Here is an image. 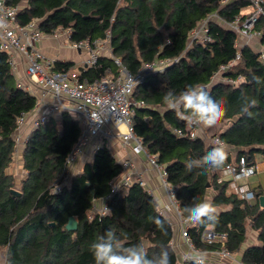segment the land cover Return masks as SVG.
Instances as JSON below:
<instances>
[{"label": "trees", "instance_id": "obj_1", "mask_svg": "<svg viewBox=\"0 0 264 264\" xmlns=\"http://www.w3.org/2000/svg\"><path fill=\"white\" fill-rule=\"evenodd\" d=\"M2 1L18 6L19 25L35 21L44 34L60 28L69 30L73 41H94L104 39L109 32L111 54L131 72H137L146 62L173 60L162 71L147 75L133 91L134 132L148 153L165 166L182 216L186 218V206L207 198L211 190L210 200L219 210V224L212 228L226 234L227 250L236 253L241 249L249 227L256 232L259 244L243 249L240 260L264 264V207L259 204L264 190L254 189V198L247 201L229 189V179L220 180L222 169L206 174H201L200 169L188 172L186 161L202 157L214 144L202 134L194 138L177 134L176 130L185 132V121L162 100L170 89L179 92L189 84L205 87L214 97L226 101L228 110L219 122L223 128L214 137L237 149L234 157L229 153L227 163L237 162L240 156L251 163L256 153L264 154V86L251 82L253 74L264 78V63L258 60V53L248 44L242 45L239 58L220 72L221 77L239 81L213 82L220 66L234 60L238 34L209 18L210 39L188 44L189 31L200 20L215 12L231 21L241 7L253 0H227L224 4L221 0ZM261 6L262 13L253 30L264 37V2ZM71 65L72 61L57 59L54 69H69ZM107 67L116 72L112 58L102 55L96 67L81 68L78 77L93 80L102 76ZM242 93L258 100V106L252 109L253 118L240 111ZM35 105L36 97L17 84L8 54L0 50V248H5V264H95L89 246L98 234L109 229L115 231L124 246L143 242L149 257L162 248L170 249L173 264H178L176 249L170 243L174 228L167 216L153 207V195L137 183L111 192L110 182L122 166L105 145L96 149L66 184L57 187L66 156L80 132L66 111L49 116L28 133L20 154L21 167L26 172L19 183L7 172L15 152L17 118ZM11 188L19 194L13 195ZM105 197L107 212H95L89 217L95 200ZM70 215L77 220V228L72 231L64 228ZM158 215L166 217V235L148 220ZM204 228L189 225L191 241L197 249L216 248L200 240ZM181 264L190 262L183 260ZM206 264H220V260L208 256Z\"/></svg>", "mask_w": 264, "mask_h": 264}, {"label": "built area", "instance_id": "obj_2", "mask_svg": "<svg viewBox=\"0 0 264 264\" xmlns=\"http://www.w3.org/2000/svg\"><path fill=\"white\" fill-rule=\"evenodd\" d=\"M225 2L227 0L220 1L221 4ZM262 2L264 0H253L250 4V11L239 12L233 20L227 21L225 24L246 41L251 38H258L260 41V48L257 52L258 60L264 63V37H261L260 32L253 30L258 15L262 13ZM17 11L18 6L7 5L0 0V20H3L7 25L5 29H0V50L7 52L8 61L13 70L16 68L15 55L22 56L25 61V76L40 90V98L49 94L52 101H46L42 108H40L41 104L36 101V105L32 110L20 113L13 135L15 140L14 154L19 152V148L21 150L27 139V135L22 137L18 133L26 123L27 118H29L32 129L39 122L47 120L49 116L66 111L77 122L80 132L78 139L66 156L61 182L57 185L59 188L69 180L68 173L71 166L85 154L87 147H90L92 155L100 146L105 145L108 147V140L118 139L124 146L129 147L131 154H142L155 170L160 186L165 192V202L162 206H158V211L163 215L172 214L174 221L171 224L179 232L182 244L187 249V252L182 254V261L185 260L188 252H191L195 247L188 234L190 224L181 214L175 188L167 181L165 166L159 163L154 155L148 153L142 144L141 138L135 134L133 129V105L136 104L132 99L133 91L147 75L162 71L173 60L157 59L146 62L137 72H131L122 64L119 57L111 54L109 32L106 33L104 39L73 41L69 38V30L60 29L59 32L64 37V46L86 52V57L81 62L84 69L96 67L99 57L102 55L112 58L116 66V72L107 67L104 74L98 78L93 80L80 79L78 75L71 73L68 69H54V63L58 58L45 55L36 46L45 34L38 29L35 21L24 26L19 25L16 20ZM209 18H218L217 13L213 12L208 17L200 20L189 31L188 44L195 40L206 41L210 39L207 24ZM104 44H107L106 47H103ZM235 46L237 52L234 60L226 65H221L220 71L214 74L212 78L217 74L221 75V71L231 66L239 58L238 49L242 45L235 44ZM220 80L234 83L238 82L239 78L233 81L231 78L220 76ZM27 91L32 94L29 87H27ZM200 130V126H189L185 122V132L182 133L180 130H176V132L179 135L184 134L194 138L198 136ZM216 139H218L217 136L213 138V141ZM259 163L264 168V154L261 155ZM120 164L122 166L121 172L110 182L112 193L127 188L134 183L147 189L142 173L135 170V164L131 157L123 159ZM257 171L258 162L253 160L249 163L244 156H240L235 163H227L226 167L222 169L224 175L230 176L229 187L232 188V191L239 198L247 201L249 199L242 192L243 188L238 184V181L253 175ZM250 191L253 193L254 198L253 190ZM173 193L175 198L172 196ZM107 197L100 200L101 204L95 211L98 215L107 212ZM200 240L209 245H216V248L206 250L209 258L213 257L217 260H231L236 261L237 264H245L241 260H236L234 253L229 252L225 247V233L215 231L212 227H205L200 233ZM170 243L173 245L172 240Z\"/></svg>", "mask_w": 264, "mask_h": 264}, {"label": "clouds", "instance_id": "obj_3", "mask_svg": "<svg viewBox=\"0 0 264 264\" xmlns=\"http://www.w3.org/2000/svg\"><path fill=\"white\" fill-rule=\"evenodd\" d=\"M6 27V23L0 20V29ZM251 82L257 87L264 86V78L255 74L252 75ZM162 100L168 109L175 111L189 126L213 127L221 121L228 110L222 97H214L208 89L199 84H189L179 92L170 89L164 93ZM239 102L241 113L253 118L255 113L252 109L258 106V100L242 93ZM213 144L211 150L202 157L189 158L186 161L185 168L188 172L200 169L201 174H206L226 167L229 157L228 146L219 138ZM242 192L247 199H253V193L247 186L243 187ZM172 196L175 198L174 193ZM153 207L158 208V204L153 202ZM183 212L186 214V221L192 226L215 227L219 224V210L214 202L207 198L195 200L186 206ZM148 220L162 233L167 234L166 217L149 216ZM89 251L95 264H173L170 249L162 248L158 254L149 257L143 242L124 246L111 229L98 234L90 244ZM207 259V251L195 247L185 256V260L190 264H206Z\"/></svg>", "mask_w": 264, "mask_h": 264}, {"label": "crops", "instance_id": "obj_4", "mask_svg": "<svg viewBox=\"0 0 264 264\" xmlns=\"http://www.w3.org/2000/svg\"><path fill=\"white\" fill-rule=\"evenodd\" d=\"M25 2L26 0H23L22 4H25ZM248 8L251 9L250 5L243 6L240 8L239 12H247ZM217 16L218 18H213L215 22L220 23V24H225L227 22L226 20L222 19L218 14ZM59 31H60V28H58L52 34H49V35L45 34L42 37V39L39 42H37L36 46L42 53H44L47 56H54L60 60L72 61V65L69 67L68 70L75 75H79V73L81 72V68H83L81 66V62L86 57V52L84 50L69 49L66 46H64L63 44L64 37H63V34ZM235 44H238V45L248 44L255 52H258L260 48V41L258 38H251L246 41L244 38L238 36V39L236 40ZM106 45L107 44H104L103 47H106ZM14 61L16 63V68L13 70V73L17 81V84L21 86L22 88H24L25 90H27V87H29V90H31L32 94L36 97V101H38V104H41L40 108L44 106L46 101L51 102L52 98L49 94H46L43 98H40V90L36 86H34L29 81V79L25 76L24 74L25 61L23 60V57L16 54L14 57ZM217 80H220V78ZM212 81H213V78H212ZM222 128H223V124L218 123L215 132L220 131ZM200 129L201 130L199 131V134H202V136L205 134V136L207 137L208 135V133H206L207 131L203 127H200ZM29 130H31V127H30L29 118H27L26 123L20 128L18 133L23 137V136L28 135V133L30 132ZM211 135H214V134H211ZM107 143H108V149L110 150L111 154L114 156L116 161H118L119 163L123 159L127 157H131L132 161L135 164V170L140 171L142 173V176L147 184L146 190H149V192L153 195L158 206H162V204L165 202V192L163 188L160 186L155 170L149 165L145 157L142 154H135V155L131 154L129 147L124 146L118 139L108 140ZM228 150L231 156L234 157L237 152V149L234 147L228 146ZM20 154H21V150L14 154V158H17V159H14L10 163L11 165L13 162H16L18 165V168L16 169L17 171L14 174L12 173L17 183H19L20 179L25 175V172H26L21 167ZM85 156H87V158L88 156L91 158L92 155L90 152V147L86 148L85 154L82 157H80V159H82ZM254 160L258 162V171L247 178L241 179V181L246 179L243 182L239 183L240 181L239 180L238 184H240L242 188L244 186H247L249 190H254L257 188H261L262 190H264V168H262L261 164L259 163V161L261 160V155L259 156L258 159L255 158V155H254ZM10 165L7 168V172L9 173H11V171H9ZM220 178L230 179V176L222 174ZM229 189L232 191L231 187H229ZM211 195H212L211 190H208L207 199L210 200ZM100 204H101L100 200H95V202L92 205V210L95 209L96 206H99ZM165 216H167L169 221L171 222L174 221L171 213H168ZM173 230H174V235L172 238L173 246L176 249L177 257L179 258L178 254L180 255L181 254L180 252L185 254L187 252V249L182 244V239L179 235V232L175 229ZM252 244H259V242L257 241L256 232L248 227L246 231V239L242 243L241 249L238 252L234 253V258L236 260H240V255H241L242 250ZM220 264H237V263L236 261H231V260H220Z\"/></svg>", "mask_w": 264, "mask_h": 264}, {"label": "rangeland", "instance_id": "obj_5", "mask_svg": "<svg viewBox=\"0 0 264 264\" xmlns=\"http://www.w3.org/2000/svg\"><path fill=\"white\" fill-rule=\"evenodd\" d=\"M251 9L250 8H248V11H250ZM220 78V74H217L214 78H213V81L215 82L217 79H219ZM57 117V116H56ZM58 118V117H57ZM200 127H203L206 131V133H208V135H207V137L205 136V134L203 135L204 137H205V139L207 138L208 139V141H210V142H214L213 141V137H214V135H211V134H214L215 133V130H216V128H217V125H215V126H213V127H205V126H200ZM203 129V130H204ZM30 131V130H29ZM213 132V133H212ZM19 151H20V148H19ZM259 156H260V154L259 153H256L255 154V158H259ZM14 159H17V158H14V156H13V160ZM83 159V160H82ZM82 159H80V161H77L73 166H71V168H70V170H69V173H68V175H69V178L74 174V173H76V172H79L80 171V169H81V166H82V164L85 162V160L87 159H90V157L88 156V158H87V156H85V157H83ZM18 168V165H17V163L16 162H13L11 165H10V168H9V171H11V173H15ZM246 180V179H245ZM245 180H240L239 181V183L240 182H243V181H245ZM69 181V180H68ZM67 183V181L64 183V184H66ZM96 208H98V206H96ZM95 208V209H96ZM95 209H91L90 211H88V216L90 217L92 214H94L95 213ZM181 254L179 255L178 254V256H179V258L177 259V263L178 264H181V261H182V259H183V253L182 252H180ZM0 264H5V248H0Z\"/></svg>", "mask_w": 264, "mask_h": 264}, {"label": "water", "instance_id": "obj_6", "mask_svg": "<svg viewBox=\"0 0 264 264\" xmlns=\"http://www.w3.org/2000/svg\"><path fill=\"white\" fill-rule=\"evenodd\" d=\"M10 192L13 194V195H18L19 194V191L16 190V189H10ZM259 204L264 207V195H261L259 196ZM74 219V220H73ZM50 224H53L52 222H50ZM64 228L66 230H75L77 228V220L74 216L70 215L68 216V219H67V222L65 223L64 225Z\"/></svg>", "mask_w": 264, "mask_h": 264}]
</instances>
